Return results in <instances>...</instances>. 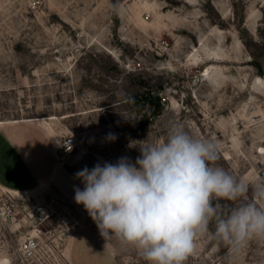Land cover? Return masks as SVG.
<instances>
[{"label":"rangeland","instance_id":"rangeland-1","mask_svg":"<svg viewBox=\"0 0 264 264\" xmlns=\"http://www.w3.org/2000/svg\"><path fill=\"white\" fill-rule=\"evenodd\" d=\"M148 92L163 102L152 118ZM172 123L218 141L227 171L264 180V0H0L2 153L26 147L46 178L0 186V262L147 264L100 235L75 173L134 163L130 145L164 140ZM30 235L40 248L24 258ZM186 264H264V240L230 256L200 238Z\"/></svg>","mask_w":264,"mask_h":264},{"label":"clouds","instance_id":"clouds-1","mask_svg":"<svg viewBox=\"0 0 264 264\" xmlns=\"http://www.w3.org/2000/svg\"><path fill=\"white\" fill-rule=\"evenodd\" d=\"M113 10L121 11L118 2ZM130 146L140 151L134 163L125 156L75 173L84 188L74 189V200L106 242L135 248L147 264H186L200 238L221 243L230 256L264 240V180L217 164L218 141L172 123L164 140Z\"/></svg>","mask_w":264,"mask_h":264},{"label":"crops","instance_id":"crops-1","mask_svg":"<svg viewBox=\"0 0 264 264\" xmlns=\"http://www.w3.org/2000/svg\"><path fill=\"white\" fill-rule=\"evenodd\" d=\"M5 141L0 138V186L11 191H27L34 188L37 182L43 183L46 178L37 170L35 157L29 156L26 147L11 150L9 155L12 162H9L2 153L6 147Z\"/></svg>","mask_w":264,"mask_h":264},{"label":"built area","instance_id":"built-area-1","mask_svg":"<svg viewBox=\"0 0 264 264\" xmlns=\"http://www.w3.org/2000/svg\"><path fill=\"white\" fill-rule=\"evenodd\" d=\"M65 147L70 146V143L66 142ZM40 248V240L37 236L30 235L25 238L20 244L19 250L24 258L32 257L38 252Z\"/></svg>","mask_w":264,"mask_h":264},{"label":"trees","instance_id":"trees-1","mask_svg":"<svg viewBox=\"0 0 264 264\" xmlns=\"http://www.w3.org/2000/svg\"><path fill=\"white\" fill-rule=\"evenodd\" d=\"M140 97H141L140 100H145L147 103L150 104V108L147 110L148 112L147 115L150 116L151 118L159 114V112L162 110L163 102H162V98L158 93L148 92L141 94Z\"/></svg>","mask_w":264,"mask_h":264},{"label":"bare ground","instance_id":"bare-ground-1","mask_svg":"<svg viewBox=\"0 0 264 264\" xmlns=\"http://www.w3.org/2000/svg\"><path fill=\"white\" fill-rule=\"evenodd\" d=\"M22 120H25V119H21V120H10L9 122H14V121H22ZM60 146V145H59ZM5 259V258H4ZM6 261L7 260H4L2 262H0V264H6Z\"/></svg>","mask_w":264,"mask_h":264}]
</instances>
